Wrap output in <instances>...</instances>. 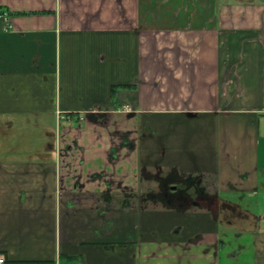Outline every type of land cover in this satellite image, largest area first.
Wrapping results in <instances>:
<instances>
[{
    "label": "crops",
    "instance_id": "obj_1",
    "mask_svg": "<svg viewBox=\"0 0 264 264\" xmlns=\"http://www.w3.org/2000/svg\"><path fill=\"white\" fill-rule=\"evenodd\" d=\"M0 11L3 264H264V0Z\"/></svg>",
    "mask_w": 264,
    "mask_h": 264
},
{
    "label": "trees",
    "instance_id": "obj_2",
    "mask_svg": "<svg viewBox=\"0 0 264 264\" xmlns=\"http://www.w3.org/2000/svg\"><path fill=\"white\" fill-rule=\"evenodd\" d=\"M1 12V11H0ZM193 183V182H192ZM197 185V183H194ZM198 195H197V200H200V201H204L207 205H211L213 201L216 200L215 197H212V196H209L207 195L203 189H199L197 191ZM178 196H181V202H184L182 200H187L188 202V206L190 205L189 203L192 201L191 199H189L188 197L189 196H182V195H178ZM152 198H156L157 196L155 195H151ZM159 198V196H158ZM187 198V199H186ZM189 200V201H188ZM219 207L222 209V210H226L228 212H231V213H235L236 212V209L237 207L233 204H230V203H225V202H222V203H219Z\"/></svg>",
    "mask_w": 264,
    "mask_h": 264
},
{
    "label": "built area",
    "instance_id": "obj_3",
    "mask_svg": "<svg viewBox=\"0 0 264 264\" xmlns=\"http://www.w3.org/2000/svg\"><path fill=\"white\" fill-rule=\"evenodd\" d=\"M122 109L124 110V111H128V112H130L131 111V107L130 106H123L122 107ZM5 262V259L3 258V257H0V264H3Z\"/></svg>",
    "mask_w": 264,
    "mask_h": 264
},
{
    "label": "flooded vegetation",
    "instance_id": "obj_4",
    "mask_svg": "<svg viewBox=\"0 0 264 264\" xmlns=\"http://www.w3.org/2000/svg\"><path fill=\"white\" fill-rule=\"evenodd\" d=\"M181 197V196H180ZM169 201H172V199H168ZM182 201H185V200H182Z\"/></svg>",
    "mask_w": 264,
    "mask_h": 264
},
{
    "label": "rangeland",
    "instance_id": "obj_5",
    "mask_svg": "<svg viewBox=\"0 0 264 264\" xmlns=\"http://www.w3.org/2000/svg\"><path fill=\"white\" fill-rule=\"evenodd\" d=\"M75 124L78 125L77 123H75ZM185 202H187V201L185 200ZM185 202H184V203H185Z\"/></svg>",
    "mask_w": 264,
    "mask_h": 264
},
{
    "label": "water",
    "instance_id": "obj_6",
    "mask_svg": "<svg viewBox=\"0 0 264 264\" xmlns=\"http://www.w3.org/2000/svg\"><path fill=\"white\" fill-rule=\"evenodd\" d=\"M172 189H174V188H172Z\"/></svg>",
    "mask_w": 264,
    "mask_h": 264
}]
</instances>
